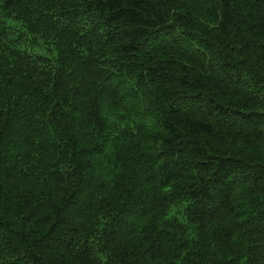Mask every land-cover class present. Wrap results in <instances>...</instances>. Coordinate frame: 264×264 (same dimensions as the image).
I'll return each instance as SVG.
<instances>
[{"label": "trees", "instance_id": "1", "mask_svg": "<svg viewBox=\"0 0 264 264\" xmlns=\"http://www.w3.org/2000/svg\"><path fill=\"white\" fill-rule=\"evenodd\" d=\"M0 264H264V0H0Z\"/></svg>", "mask_w": 264, "mask_h": 264}]
</instances>
